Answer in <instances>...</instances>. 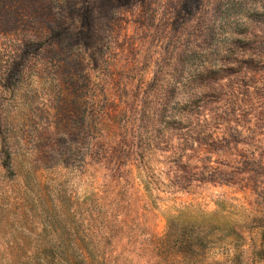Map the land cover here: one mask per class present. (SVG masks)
<instances>
[{"label": "rangeland", "instance_id": "obj_1", "mask_svg": "<svg viewBox=\"0 0 264 264\" xmlns=\"http://www.w3.org/2000/svg\"><path fill=\"white\" fill-rule=\"evenodd\" d=\"M91 252L264 264V0H0V264Z\"/></svg>", "mask_w": 264, "mask_h": 264}, {"label": "trees", "instance_id": "obj_2", "mask_svg": "<svg viewBox=\"0 0 264 264\" xmlns=\"http://www.w3.org/2000/svg\"><path fill=\"white\" fill-rule=\"evenodd\" d=\"M142 157L144 160L142 163L144 165V169L149 170L151 168L150 163L152 160V152L142 149ZM170 232L171 230H168V233H166V238L163 240L164 244H166ZM182 233H180L182 237L178 242L177 250L173 251L174 255L177 254L180 257H184L186 261L191 260V257H194L195 259L197 257H200L202 255L201 253H203L207 249V246L204 244V241L202 240V237L200 235L201 231H199L195 235V237L198 239L191 236L192 234L188 235L191 237H186L184 233H191L190 231H183ZM170 255H173L172 251ZM40 264H126V262L123 261L122 254H119L117 256H105L104 254L95 255L91 252L80 254L77 256H73L68 253L45 255L41 258Z\"/></svg>", "mask_w": 264, "mask_h": 264}]
</instances>
